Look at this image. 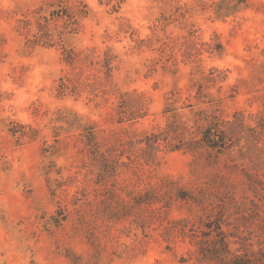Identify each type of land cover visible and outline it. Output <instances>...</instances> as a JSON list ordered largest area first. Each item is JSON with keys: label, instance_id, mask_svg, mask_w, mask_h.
<instances>
[{"label": "clouds", "instance_id": "obj_1", "mask_svg": "<svg viewBox=\"0 0 264 264\" xmlns=\"http://www.w3.org/2000/svg\"><path fill=\"white\" fill-rule=\"evenodd\" d=\"M0 264H264V0H0Z\"/></svg>", "mask_w": 264, "mask_h": 264}]
</instances>
